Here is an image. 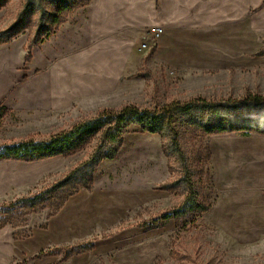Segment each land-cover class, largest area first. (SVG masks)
Returning a JSON list of instances; mask_svg holds the SVG:
<instances>
[{
	"label": "rangeland",
	"instance_id": "1",
	"mask_svg": "<svg viewBox=\"0 0 264 264\" xmlns=\"http://www.w3.org/2000/svg\"><path fill=\"white\" fill-rule=\"evenodd\" d=\"M27 1L0 9V145L48 139L104 110L189 105L175 126L191 184L176 185L177 157L139 127L125 131L115 159L94 168L90 190L81 177H64L91 158L96 141L68 156L1 161L0 264H264V219L242 218L240 192L242 157L262 153L264 135L200 128L214 106L246 115L241 104L264 99V0H214L200 22L194 13L193 27L142 49L147 30L133 51L93 61L74 59L63 38L74 12L93 0H67V9L65 0H34L18 24ZM60 9L65 21L30 47L41 15L51 26Z\"/></svg>",
	"mask_w": 264,
	"mask_h": 264
},
{
	"label": "trees",
	"instance_id": "2",
	"mask_svg": "<svg viewBox=\"0 0 264 264\" xmlns=\"http://www.w3.org/2000/svg\"><path fill=\"white\" fill-rule=\"evenodd\" d=\"M8 1L10 0H0V9ZM63 5L64 9L69 8V2L67 0L64 1ZM156 5L159 7L160 0H156ZM34 9V0H28L18 15L17 23L20 24L25 21L34 12ZM62 11L60 9L59 14L54 16L51 26H47L45 14L41 15L40 26L37 29L34 41L30 47L39 46L44 39L48 38L54 32L55 28L65 21V19H61ZM260 56H264V50L260 53ZM241 107L251 110V112L246 115L241 113L234 115L229 111L222 113L216 106L212 107L213 119H209L208 121L203 120L200 123V128L207 134H226L243 131L246 134L264 135V115L259 110L264 109V99L255 101L252 104L245 102L241 104ZM193 108L189 105H177L174 111H169L168 107L150 111L141 110L134 106H126L118 112L104 110L99 112L94 118L81 121L69 131L53 135L48 139L35 140L29 138L19 142L13 141L2 144L0 145V162L14 160L34 163L59 156H68L85 149L96 141L91 158L83 162L79 167L71 170L64 177L67 183L75 182L81 177L85 188L90 190L94 182V168L104 159H115L123 146V135L125 131L131 127H139L145 133L161 136L166 156L177 157V163L180 164L183 172L182 178H179L177 181L178 184L176 185L186 187L191 184V179H189L191 173L186 156L182 150L179 136L176 132L175 123L179 117L189 115ZM85 169L89 170L88 174H86ZM172 187L167 185L164 188L171 190ZM180 211H175L174 217H177ZM165 218H168V216ZM92 248L93 246L90 247V249Z\"/></svg>",
	"mask_w": 264,
	"mask_h": 264
},
{
	"label": "crops",
	"instance_id": "3",
	"mask_svg": "<svg viewBox=\"0 0 264 264\" xmlns=\"http://www.w3.org/2000/svg\"><path fill=\"white\" fill-rule=\"evenodd\" d=\"M213 1L161 0L158 12L156 0H93L65 24L64 49L71 43L77 60H116L123 51H133L135 40H142L150 28L162 27L166 36H174L175 29L193 27L195 15L200 22L197 13L201 8L211 10ZM261 151H248L242 157L247 164L240 188L243 219H264V149Z\"/></svg>",
	"mask_w": 264,
	"mask_h": 264
},
{
	"label": "built area",
	"instance_id": "4",
	"mask_svg": "<svg viewBox=\"0 0 264 264\" xmlns=\"http://www.w3.org/2000/svg\"><path fill=\"white\" fill-rule=\"evenodd\" d=\"M165 29L162 27H153L148 31V36L142 44V49H147L149 45L155 46L164 36Z\"/></svg>",
	"mask_w": 264,
	"mask_h": 264
}]
</instances>
